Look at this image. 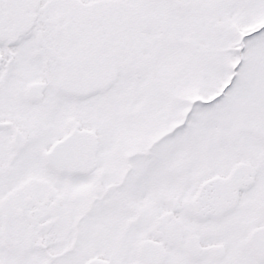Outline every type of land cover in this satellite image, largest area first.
I'll use <instances>...</instances> for the list:
<instances>
[{
  "label": "snow or ice",
  "instance_id": "6c2138e0",
  "mask_svg": "<svg viewBox=\"0 0 264 264\" xmlns=\"http://www.w3.org/2000/svg\"><path fill=\"white\" fill-rule=\"evenodd\" d=\"M0 264H264V0H0Z\"/></svg>",
  "mask_w": 264,
  "mask_h": 264
}]
</instances>
